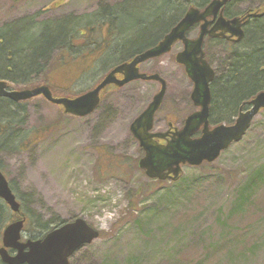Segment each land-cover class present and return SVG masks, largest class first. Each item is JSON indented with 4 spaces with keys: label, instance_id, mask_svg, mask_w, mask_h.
Masks as SVG:
<instances>
[{
    "label": "rangeland",
    "instance_id": "1",
    "mask_svg": "<svg viewBox=\"0 0 264 264\" xmlns=\"http://www.w3.org/2000/svg\"><path fill=\"white\" fill-rule=\"evenodd\" d=\"M161 5V0H0V31L14 51L36 48L37 62L28 68L27 84L80 95L127 59L126 50L145 46L163 29L171 17L166 12L153 17ZM261 7L264 0H233L227 13L241 15ZM104 8L116 9L103 12L115 20L113 28L95 20ZM74 22L81 29L73 47L55 45L68 42ZM253 24L251 19L246 28ZM93 29L99 31L94 40ZM110 31L125 37L110 42ZM198 33L194 28L190 38ZM92 44L110 48L93 57ZM205 47L216 79L223 80L232 54L222 42L208 40ZM182 50L177 44L172 53L141 67L167 83L155 132L167 128V118L182 125L196 111L193 84L175 60ZM4 65L0 63L1 72ZM82 66L89 71L78 79ZM159 91L158 82H132L106 93L97 111L85 118L65 115L43 97L15 103L24 109L13 105L12 115L0 106V120L11 116L17 121L0 142V170L27 217L22 240L42 239L61 223L83 219L100 237L76 252L70 264H264V111L243 140L214 163L185 166L178 182H159L138 168L144 153L130 132ZM105 151L119 160H111Z\"/></svg>",
    "mask_w": 264,
    "mask_h": 264
},
{
    "label": "water",
    "instance_id": "2",
    "mask_svg": "<svg viewBox=\"0 0 264 264\" xmlns=\"http://www.w3.org/2000/svg\"><path fill=\"white\" fill-rule=\"evenodd\" d=\"M230 0H211L202 10L190 7L179 23L154 47L135 56L132 61L115 67L92 90L75 98L55 97L48 85L32 89L10 90L8 82L0 80V98L15 103L28 102L43 97L49 103L63 108L65 115L85 118L97 111L103 95L109 88L121 89L135 81L158 82L160 91L145 111L132 123L131 134L138 141L144 157L139 167L151 180L176 182L180 179L183 167H200L204 163H214L221 154L233 144L243 140L254 119L264 111V92L255 96L250 108L240 113L232 125L220 124L210 127V108L212 105L211 85L216 77L211 64L205 59V40L226 39L239 43L245 37L243 30L248 19L262 18V13H248L243 18L227 19L224 8ZM200 26L195 38L190 32ZM177 44L183 50L175 56L178 65L193 84L191 100L198 110L188 116L183 129L168 132H153L155 118L167 94V83L158 74L141 72V65L170 54ZM122 77V78H121ZM172 126V125H171ZM201 131V137L194 138ZM171 135V139L166 141ZM0 199L13 213H21L10 183L0 170ZM25 218L8 225L3 232L0 259L4 264H70V259L84 246L99 239L100 232L85 220L77 219L65 223L50 232L44 239L21 242ZM9 250L17 251L11 255Z\"/></svg>",
    "mask_w": 264,
    "mask_h": 264
},
{
    "label": "trees",
    "instance_id": "3",
    "mask_svg": "<svg viewBox=\"0 0 264 264\" xmlns=\"http://www.w3.org/2000/svg\"><path fill=\"white\" fill-rule=\"evenodd\" d=\"M161 1H162V5L158 8H154L155 9L154 15L152 12L153 17L158 18V16L161 13L166 12L168 13V16L171 17V19L169 20V22L167 21L168 23L163 26L162 30L157 29L156 36L152 39V41H148L145 46H140L139 48L135 50H132V49L126 50V55H123V56L124 58H127V59H125L122 62L121 60H123V58H121L119 60L121 61L119 65L127 61L129 62L135 56L156 46L171 31V29L179 23V21L184 17L185 13L190 7L194 6L199 9H203L210 3L211 0H203V1H200V0H161ZM232 1L233 0H231V2ZM177 9H180V12H177ZM112 10H116V9L114 8L113 9L112 8L102 9L100 11V14H98L97 17L95 18L96 22L98 23L100 22L104 24L109 23L110 27L113 28V25L111 23L115 22V20L109 19L112 17H106L103 15V12L105 11L111 12ZM262 10H263L262 8L256 11L249 10L245 14L235 15L233 17H238V16L243 17L247 13H255L257 11H262ZM225 14L229 18L232 16L227 13V10ZM253 19H254V24L252 26L250 25L251 26L250 28L249 27L246 28L247 25L249 26L250 20H248L245 26V37L241 41V44L239 45L241 46L240 49L238 47H233V45L231 44H230L231 46L226 47L228 48L227 51H229V53L232 54L231 57H233V62L231 63V67L227 75L225 76L223 80L218 81V79L215 78L214 82L211 85V93H212L213 101H212V105L210 108L209 120L212 126H217L223 123H226L228 125L233 124L235 118L238 116L240 108L246 102L251 101L257 94L264 92V21L261 20L260 18H253ZM88 21L89 20L85 21L82 27H84ZM73 24H74V30L69 36H67L68 42L66 41L61 42L59 40L58 41L59 43L55 45L66 47V45L69 44L70 47L71 46L73 47L74 45L73 42L76 38L75 35H78L80 31L79 29H81V27L78 28L77 25H75V22ZM90 26H95V25L92 22V24L90 23ZM49 32L50 34L55 33V31L54 32L49 31ZM91 32H93L92 33L93 36L91 37V39H93L94 36L97 33H99V31L96 32L94 31V29ZM109 33H111L109 37H106L109 39V41L113 40L114 38H120L122 40L125 37V34L123 33L121 35L117 34L115 36L112 35L113 31H110ZM80 37L81 39L89 38L87 36H80ZM103 43H106L105 38H103ZM92 45L93 47L91 49L96 51L93 57L97 56L102 51L104 52V54H107L110 48V47H107V49L103 50L102 48H100L101 46L99 47L96 44H92ZM12 48L13 47H11L10 45V38L2 34V32L0 31V63H1V66L3 65V63L5 64L3 66L4 71L3 72L0 71V80H5L9 83V85H15L19 87L18 89H14V90H22L26 88H35V87L40 86L41 83L27 84L24 79L26 78L27 71H29L28 68L30 67L33 68L36 66L37 60L33 61V58L36 59L35 57V55L37 54L35 51L36 48L34 47V49L33 48L31 49V47L29 46L27 50L30 51V54L23 53L24 51H27L26 49L23 51L15 50V51H19L17 52V54H15V51ZM50 49L46 50L47 52L44 51L43 52L44 55L40 57L39 59L44 60V56L48 54ZM83 53H84L83 55H85V52ZM23 54L26 56H23ZM31 55L33 56L29 57ZM16 58H18V60ZM98 59L99 58H97L95 61L92 60L93 64ZM89 65H86V66H88V69L91 70V68H89ZM85 67H84V74H87L89 70L88 71L85 70L87 68ZM81 68H83V66ZM80 69L78 68V70ZM17 76L23 77L22 81L18 80ZM23 83H25L26 85L24 88L20 87L24 85ZM228 86H230L229 87L230 89L226 91L225 87H228ZM50 89L52 90L55 97L75 98L78 96V94H73L69 92V90L60 92L52 87H50ZM112 90H116V88H112ZM2 105L5 106V108L2 107L5 111L3 112L4 114H10V115L13 114L10 108L13 105H16L15 102H12L8 99L0 98V106ZM16 106L22 107V109H24V106H22L21 104H17ZM16 122L17 121L15 120V117H11V116L8 118H5V120H0V142L6 136V133L13 128V124ZM21 140H22L21 143H24L25 145L26 144L25 141L27 142V139H25L24 137ZM106 154L109 158H112L111 160H116V161L119 160V157L111 156L107 152ZM259 174L260 176H262L260 172ZM244 191H245V195L242 196L243 202H247L248 194L246 196V189ZM22 212L23 213L20 214V216L17 214H14L10 210V208L7 206V204L2 199H0V235L3 232V229L8 225V222L10 223L13 220V217L16 216V218L19 219L20 217L25 216L23 209H22ZM62 224L63 223L59 224L57 227H59ZM45 227L43 226V228ZM55 228H53L52 230H54Z\"/></svg>",
    "mask_w": 264,
    "mask_h": 264
},
{
    "label": "flooded vegetation",
    "instance_id": "4",
    "mask_svg": "<svg viewBox=\"0 0 264 264\" xmlns=\"http://www.w3.org/2000/svg\"><path fill=\"white\" fill-rule=\"evenodd\" d=\"M230 3H228L226 6H225V8H224V16L227 18V19H232V18H234L233 16H231L230 18L229 17H227V15L225 14L226 13V10H227V6L229 5ZM261 8H264V7H261ZM204 9V8H203ZM261 20H263L264 21V17H262V18H260ZM197 28L198 29H200V26H197ZM212 41H217V42H222V43H224V45L226 46V47H228V46H231V45H233V47H237V46H239L240 44H241V42H239V43H235V42H229L228 40H226V39H213ZM231 44V45H230ZM84 44L82 43V46H83ZM204 50H205V52H206V47H204ZM206 54H207V52H206ZM208 57V54L206 55V58ZM79 72H78V75H77V78L79 79L80 77H82L83 76V74H84V67L83 68H81L80 70H78ZM122 78V77H121ZM103 102H104V100H103ZM251 101H249V102H246L245 104H244V111L245 110H247V109H249L250 108V106H249V103H250ZM198 110V109H197ZM239 112H240V110H239ZM239 114V113H238ZM167 128L166 129H164L162 132H168V131H170V130H172V132L175 130V129H178V130H181V129H183V127H184V125H185V120H184V122L182 123V125H178L179 123H177V126H176V123H173L172 121H170V119L169 118H167ZM172 125V126H171ZM212 127H214V126H212ZM201 131L194 137V138H199V137H201ZM171 139V135H169V137L166 139V141H160V143H163V144H166L167 143V140H170ZM26 223H27V217H26ZM25 223V224H26ZM28 240H30V239H28ZM28 240H23L24 242H26V241H28ZM2 247V245L0 246V248ZM9 253L11 254V255H16V253H17V251H15V250H9Z\"/></svg>",
    "mask_w": 264,
    "mask_h": 264
}]
</instances>
